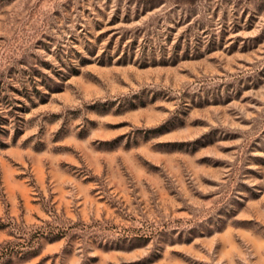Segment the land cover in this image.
I'll return each mask as SVG.
<instances>
[{
    "label": "rangeland",
    "instance_id": "1",
    "mask_svg": "<svg viewBox=\"0 0 264 264\" xmlns=\"http://www.w3.org/2000/svg\"><path fill=\"white\" fill-rule=\"evenodd\" d=\"M0 264H264V0H0Z\"/></svg>",
    "mask_w": 264,
    "mask_h": 264
}]
</instances>
